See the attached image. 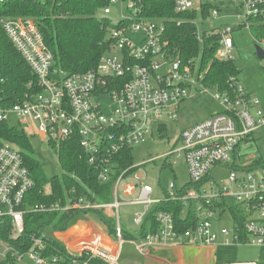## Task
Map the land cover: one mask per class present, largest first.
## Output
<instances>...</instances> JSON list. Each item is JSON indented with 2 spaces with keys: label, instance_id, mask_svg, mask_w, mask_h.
<instances>
[{
  "label": "built area",
  "instance_id": "obj_1",
  "mask_svg": "<svg viewBox=\"0 0 264 264\" xmlns=\"http://www.w3.org/2000/svg\"><path fill=\"white\" fill-rule=\"evenodd\" d=\"M93 1L104 3L98 11L104 17L101 28L106 30L107 51L95 67L83 73L69 74L55 66L52 50L46 46L33 19L0 20L8 40L30 67L37 88L20 103L0 106V122L19 126L27 137L38 136L55 154L61 142L75 139L97 179L106 184L115 172L113 157L152 138L154 132L159 136L160 129H166V122L177 119L185 103L209 98L222 111L182 129L177 134V146L155 159L183 158L189 178L188 188L178 187L174 180L166 189L161 188L160 199L154 196V187L140 183L142 178L136 173L139 166L131 165L115 175L110 203H93L86 196L76 197L71 189L63 203L29 204L35 186L30 170L18 148L0 140V227L8 224L12 235L20 236L27 213L88 216L95 215L93 211L97 209L103 210L107 218H113L115 224L114 236L106 228H100L94 238L82 241L74 250L62 238L67 229L53 232V238L71 257L47 255L43 234L32 238L27 251L14 248L0 238V260L6 264L22 260L31 264H117L125 241L119 207L141 208L133 219L139 229L152 206L162 202H180L181 225L176 223L172 212L155 213L156 229L131 240L143 256L150 250L178 245L210 247L218 242L264 246V166L246 170L244 167L252 162L238 164L240 146L248 143L257 131H264V112L259 99L249 95L237 77H229L227 87L221 91L204 84L201 59L182 60L165 38L168 21L146 16L144 7L152 0ZM114 7L115 24L110 19ZM173 11L186 16L196 27L199 43L203 42L204 33L217 36L213 59L218 62L237 60L238 31H247L254 46L264 54V38L252 32L264 26V0H174ZM230 18L234 24H213ZM183 21L175 22L178 25ZM204 23L208 28L201 29L199 25ZM236 166L239 168L235 169ZM224 168L227 175L217 181L213 171ZM129 177H134L137 184L126 183L119 192L120 184ZM136 190L138 194L134 196ZM119 195L130 199L122 201ZM225 215L231 226L221 224ZM184 224L187 226L183 227ZM215 224L219 226L214 229Z\"/></svg>",
  "mask_w": 264,
  "mask_h": 264
},
{
  "label": "trees",
  "instance_id": "obj_2",
  "mask_svg": "<svg viewBox=\"0 0 264 264\" xmlns=\"http://www.w3.org/2000/svg\"><path fill=\"white\" fill-rule=\"evenodd\" d=\"M174 0H152L146 3L144 12L146 16L167 20L165 23V38L169 44L180 54L184 61L193 57L201 59L200 71H205L204 84L210 87H218L221 91L227 87L229 77L238 78L236 61L218 62L213 59L217 46V36L209 34L203 36V42L196 38V27L187 21L186 16L176 15L173 11ZM104 6L102 1L93 0H4L0 2V20L4 18L25 19L31 18L39 32L43 35L45 44L52 50L54 64L57 68L69 74L83 73L98 64L99 58L107 51L104 45L106 30L96 18L97 11ZM184 20L180 24L175 21ZM257 37L264 38V26L253 29ZM37 91L32 71L25 64L20 54L12 46L0 25V106L11 107L23 101L24 96L34 94ZM166 135V129H160L159 136ZM0 140L13 144L19 150L23 162L35 186L31 191L29 204H46L57 201L64 202V198L71 189L76 197L86 196L93 203H110L112 200V186L116 180L115 175L127 167L133 165L132 150L126 149L113 157L115 172L106 184L101 183L95 171L87 164L81 154V149L75 139L61 142L58 147L57 160L63 171L60 177H45L40 163L36 159L35 151L31 145L30 137L17 125L0 122ZM54 147V146H53ZM257 166H264L261 157L252 161V165L244 167L252 170ZM239 167H235L237 169ZM73 175L78 181L74 180ZM185 187H189L186 184ZM147 213L143 225L138 230V236L142 238L146 225L151 224L150 230L156 229L157 224L154 215L160 210L172 212L176 223H181L180 202H162L152 206ZM100 222L106 226L108 234L115 235L114 219H109L103 214V210L93 211ZM81 216L80 213H36L25 214L23 220V233L13 236L8 224L0 227V238L21 251L31 248L32 238L40 237L44 230L49 228L53 232H63L73 225ZM147 222V223H146ZM181 225V224H180ZM185 225V224H184ZM187 225L183 226L186 227ZM124 240L133 237L123 231ZM46 246V254L58 257H71L72 255L53 237L42 239ZM0 264L6 261L0 260Z\"/></svg>",
  "mask_w": 264,
  "mask_h": 264
},
{
  "label": "rangeland",
  "instance_id": "obj_3",
  "mask_svg": "<svg viewBox=\"0 0 264 264\" xmlns=\"http://www.w3.org/2000/svg\"><path fill=\"white\" fill-rule=\"evenodd\" d=\"M116 7L112 8L110 19L113 24L117 23ZM96 18L99 22H103L102 14L97 11ZM222 19V18H221ZM214 21V26L219 22H227L234 24V19ZM202 29L208 28V24L204 23L199 25ZM235 42H237V52L235 53L236 66L238 70V79L244 88L260 101V106L264 112V62L256 58L254 52V42H252L250 35L247 31H238L235 34ZM177 119L174 122H166V135L163 137L158 136L156 132L153 133L152 138L145 139L141 144L132 149L131 157L133 165H138L136 173L141 176L140 183L149 184L156 189H166L168 184L176 178L178 187H182L189 182L186 165L183 158H174L173 156L167 157L168 159H159V155H163L177 146V134L184 128L189 127L191 124L206 120L209 116L220 113L222 109L211 99H197L194 102L185 103L181 106ZM31 145L34 148L37 161L40 163L45 177L58 176L63 173L60 163L57 160V155L53 149L44 144L38 136L30 137ZM242 156L241 162L243 164H250L259 156L264 161V131H257L253 135V140L246 144H242L239 148ZM144 163V164H143ZM143 164V165H142ZM226 168L216 169L213 176H216L217 181L223 179L226 175ZM126 183L137 184L134 177H129L127 182H122L118 191ZM204 189L207 186H203ZM157 191V190H156ZM138 191L134 196H137ZM122 201H127L130 198H124L119 195ZM141 211V208L134 206H120L119 207V220L123 229L136 230L137 227L133 223L135 213ZM225 215L221 224L224 226H231V221ZM217 224L214 225V229ZM79 227H74L62 238L76 232ZM73 230V231H72ZM45 237H53L51 229L44 230ZM167 249V248H161ZM195 249V248H194ZM190 250V257L187 258L186 264H227V263H243V261H252L256 264H264V246L251 245L247 243L242 244H226L222 245L218 242L210 248L206 247L201 251ZM183 253V252H182ZM162 264H174L177 259L170 254L166 256ZM17 264H31L28 260L19 261ZM117 264H158L152 260L146 259L138 253L135 247V242L129 240L124 241L120 247Z\"/></svg>",
  "mask_w": 264,
  "mask_h": 264
},
{
  "label": "crops",
  "instance_id": "obj_4",
  "mask_svg": "<svg viewBox=\"0 0 264 264\" xmlns=\"http://www.w3.org/2000/svg\"><path fill=\"white\" fill-rule=\"evenodd\" d=\"M249 95L254 97L251 93H249ZM251 140H253V135L251 136L249 142ZM238 153L240 155V159L238 161V164L240 165V164H242V162H241L242 156H241L239 150H238ZM174 181L176 183L175 177H174ZM153 191H154V196L156 198L160 199V197L163 196V192L161 190V187H160V189H156L154 187ZM74 227H79V229L76 232H73L71 235L63 237L64 241L67 242L69 248L73 249V250L76 247H79L82 241L83 242H89L92 238H94L96 236V234H98V232L100 231L99 230L100 228H103V229L106 228V226L103 225L100 222V220L97 218L96 214L95 215L90 214L88 216L79 217V219L77 220L75 225L71 228H68L66 231L63 232V234H66L68 231H70ZM150 227H151V224L148 222L146 225V230L151 231ZM138 230H139L138 228L135 231L134 230L132 231L129 229L128 230L123 229V231H126L127 233H129L133 237L132 239L130 238L129 240H137L138 238H140L138 236ZM106 231L108 232L107 228H106ZM129 240L127 239L125 241H129ZM190 248L191 249L195 248L194 250L197 253V251H201L202 249H204L206 247H197V246L191 247V246H179L178 245V247H172V248H167V249L150 250L148 252V254L146 255V259L152 260L158 264H162L165 262L164 259H166V256L172 254L175 256V259H177V261L174 264H186L187 258L190 257V250H188ZM208 248H210V247H208Z\"/></svg>",
  "mask_w": 264,
  "mask_h": 264
},
{
  "label": "water",
  "instance_id": "obj_5",
  "mask_svg": "<svg viewBox=\"0 0 264 264\" xmlns=\"http://www.w3.org/2000/svg\"><path fill=\"white\" fill-rule=\"evenodd\" d=\"M254 52H255L256 58H258L259 60L264 59V54L258 46H254Z\"/></svg>",
  "mask_w": 264,
  "mask_h": 264
}]
</instances>
